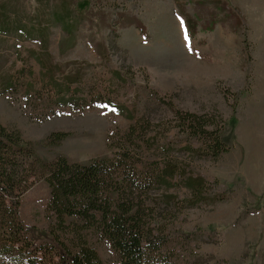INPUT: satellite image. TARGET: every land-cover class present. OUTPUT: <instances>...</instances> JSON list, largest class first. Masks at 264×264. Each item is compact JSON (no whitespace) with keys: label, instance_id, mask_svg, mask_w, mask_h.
<instances>
[{"label":"rangeland","instance_id":"1","mask_svg":"<svg viewBox=\"0 0 264 264\" xmlns=\"http://www.w3.org/2000/svg\"><path fill=\"white\" fill-rule=\"evenodd\" d=\"M71 2L78 12L84 1ZM82 8L76 45L65 51L69 37L52 15L60 1L0 0V124L29 144L14 154L21 200L15 214L41 231L47 257L39 256L52 264L50 252L57 262V251L64 253L60 244L73 252L86 244L104 264H122L97 221L66 212L60 218L51 205L44 164L65 158L71 165L108 160L113 173L119 165L132 173L136 191L128 205L159 241L145 264H264V0H89ZM183 11L197 24L192 38ZM6 26L13 31H2ZM76 74L72 91L61 92L64 77ZM72 98L79 107L69 105ZM187 113L204 116L227 151L204 152L203 139L187 132ZM60 132L69 135L49 139ZM168 163L186 175L177 174L169 189L154 184L145 192ZM189 175L204 179L203 194L218 201L191 204ZM103 196L111 212L118 210L115 191L104 186ZM16 232L0 215V249L10 237L25 243Z\"/></svg>","mask_w":264,"mask_h":264},{"label":"trees","instance_id":"2","mask_svg":"<svg viewBox=\"0 0 264 264\" xmlns=\"http://www.w3.org/2000/svg\"><path fill=\"white\" fill-rule=\"evenodd\" d=\"M56 1V0H55ZM61 2L62 9L53 12V19L55 23L60 25L61 29L69 37L68 43L71 45L63 48H67L65 51L76 45L75 39L76 33L79 31V26L84 22V18L81 14L83 10L82 6L86 5L89 0H83L80 4V11H76L72 8L74 0H57ZM77 4V3H76ZM215 5H219V2H214ZM185 17L187 25V31L189 37H193L196 34L197 24L191 15L185 11L182 12ZM128 24H134L140 30L145 31L146 26L142 24L137 18H130ZM215 26L213 23L210 25L211 29ZM5 33L9 34L13 30L6 26L2 29ZM47 32L41 30V36L39 38L41 47L43 48V54L48 55L49 40L46 37ZM63 44V43H62ZM96 51L99 56H104V52L100 48H104L102 45H97ZM105 57V56H104ZM55 67V66H53ZM47 71H50L47 70ZM80 75L76 74L74 77H64L62 83H60L62 89L61 92L70 93L72 91L73 83H78ZM59 85V83H58ZM56 88V87H55ZM57 90V89H56ZM58 91V90H57ZM76 94V92H73ZM102 104H105L107 108L113 111L122 112L123 109L119 105L113 106L108 100H103ZM69 105L71 107H79L80 103L77 98H72ZM179 114V113H178ZM204 116H198L194 113H187L186 118L183 122L188 124V134L197 133L196 138L203 139L204 152L211 154L214 157L219 156L222 152H226L228 147L222 141L219 131L216 129H209V123H206L203 119ZM185 128V127H183ZM69 133L60 132L53 134L49 139L55 143H59L60 140L67 137ZM17 146V148H16ZM16 148V149H15ZM29 149V144L26 143L19 135L14 138L10 131L3 125L0 124V215L3 218H11L12 225L17 226L18 232L16 235L23 233L26 235L24 244L16 246L18 244L17 239L10 237L7 245L4 249H0V264H46L43 256L46 253H41V245L38 242L41 238V231L39 228L29 226L23 222H16L17 214L16 210L19 207L21 200L16 195V180L18 174L16 170V159L14 154L18 151L26 152ZM168 149V148H166ZM185 150L191 152L192 148L189 146L185 147ZM31 151V150H30ZM47 168V174L44 176V180L51 187V205L59 209V217L63 218V215L69 213L71 215H78L80 218H88L90 220L97 221L99 228L103 235L112 241L114 248L121 255L122 264H145L148 260L149 247L159 243L156 236L153 235L152 231L146 229L145 225L141 224L140 210L132 207L129 204V200H133L135 194L134 185L135 182H130V173H126L125 168L121 165L117 167L116 174L111 169L110 162L108 160L96 161L89 164H74L71 165L65 158L54 162H47L44 164ZM160 173L154 175L152 179L147 180L143 188L145 192L149 191L151 185L157 184L158 186H166L170 188L173 186L172 181L176 175L184 177L186 174L183 173V169L179 168L176 164H165ZM122 170V171H121ZM186 182H192L189 185L194 198L191 204L202 202V203H215L216 197L211 194L207 196L203 194L206 181L199 177L192 178L189 175L186 178ZM104 186L109 187L112 191L117 193L120 197L121 202L119 208L116 211H110L111 202L110 197L103 196ZM9 200V204L6 200ZM65 199L69 202L65 208H61V205L65 203ZM71 199L77 201V205L74 203L71 206ZM175 199L171 196V200ZM74 202V201H73ZM121 208V209H120ZM135 212L130 215V212ZM100 213V219L97 218V214ZM14 228V226H13ZM14 230L10 229V233L13 234ZM51 233V232H49ZM48 233V234H49ZM8 237V238H9ZM62 243V242H60ZM28 244L32 247L33 251L30 252ZM16 246L17 250H14ZM64 248V253L59 254L60 260L55 261V256L50 252V263L52 264H104L100 255L93 247H89L86 244H82L78 251L73 252L67 248L66 243L60 244ZM62 248V249H63ZM39 254H42L39 256Z\"/></svg>","mask_w":264,"mask_h":264}]
</instances>
